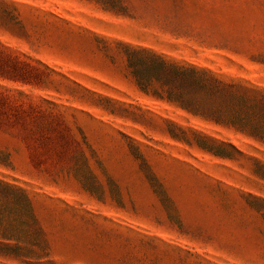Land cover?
Returning <instances> with one entry per match:
<instances>
[{
  "label": "rangeland",
  "instance_id": "1",
  "mask_svg": "<svg viewBox=\"0 0 264 264\" xmlns=\"http://www.w3.org/2000/svg\"><path fill=\"white\" fill-rule=\"evenodd\" d=\"M127 45L264 88V0H0V179L41 264H264V145L141 91Z\"/></svg>",
  "mask_w": 264,
  "mask_h": 264
},
{
  "label": "trees",
  "instance_id": "2",
  "mask_svg": "<svg viewBox=\"0 0 264 264\" xmlns=\"http://www.w3.org/2000/svg\"><path fill=\"white\" fill-rule=\"evenodd\" d=\"M96 1L107 4L110 0ZM126 57L141 91L264 145L263 87L227 80L208 69L181 64L145 48L127 45ZM193 132L202 141L197 145L214 156L230 157L227 147L242 154L231 142ZM261 167L264 169V165ZM256 173L261 175L260 170ZM49 255V243L32 198L23 188L0 179V258L41 264Z\"/></svg>",
  "mask_w": 264,
  "mask_h": 264
}]
</instances>
